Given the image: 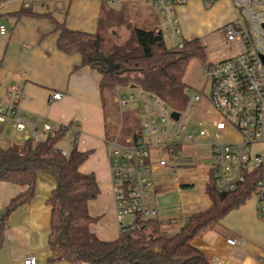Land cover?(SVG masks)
Segmentation results:
<instances>
[{"label": "crops", "instance_id": "1", "mask_svg": "<svg viewBox=\"0 0 264 264\" xmlns=\"http://www.w3.org/2000/svg\"><path fill=\"white\" fill-rule=\"evenodd\" d=\"M214 1L206 5L203 0H189L175 7L181 41L185 40V7L188 4L211 7ZM214 4L229 7L227 14L222 15L221 26L234 19L230 0H217ZM109 6L103 0H31L28 5L21 0L6 2L0 11V20L9 29L7 34H0V102H9L11 90H19L16 102L27 125L26 132H20L12 123L0 121V144L4 147L20 145L33 130L43 138L48 133L43 127L45 121L52 129L70 125L66 135L69 146L64 145V150L69 152L75 144L79 150L89 152L80 170L93 172L100 188L99 194L88 202L89 213L95 219L90 229L99 238L112 241L119 238L121 232L108 159L110 124L101 87L102 74L91 65H83L81 54H67L57 46L60 35L57 23L96 33L99 20ZM142 6L156 23L157 10ZM22 10L26 13L19 15ZM193 38L196 37L189 39ZM55 92L64 95L55 99ZM211 125L215 132V126ZM213 140H196L195 144L184 145L174 171L156 166L152 190L163 234H176L193 213L212 204L206 186L210 180ZM193 146L201 149L200 157L190 150ZM56 187L57 176L53 171L37 172L35 196L17 207L7 220L4 239L0 241V264H24L29 254L35 255L39 264H71L68 260L48 261L53 253L49 242L53 209L49 199ZM26 190L27 186L0 180V212L12 198ZM260 202V197L253 195L197 236L193 245L214 264H264V218L260 216ZM228 238L239 242L232 245Z\"/></svg>", "mask_w": 264, "mask_h": 264}, {"label": "trees", "instance_id": "2", "mask_svg": "<svg viewBox=\"0 0 264 264\" xmlns=\"http://www.w3.org/2000/svg\"><path fill=\"white\" fill-rule=\"evenodd\" d=\"M105 2L110 6L103 12L96 33L57 23L60 29L58 48L67 54H81L83 65L98 69L102 74L103 93L105 88L115 85L129 91L138 87L155 92L173 109L184 108L185 92L189 88L185 76L192 60L197 59L203 64L207 62L205 44L196 37L183 40L182 46L169 45L164 29L143 27L129 20V2H123L119 7ZM23 13L26 10L18 14ZM116 25L125 26L129 36L122 42H104L102 33ZM100 51L111 60L114 68L101 63L98 58ZM127 119L131 122L129 115ZM136 125L139 127V124ZM70 129V125L51 128L37 143L33 137H28L20 145L4 147L0 144V180L27 186L23 194L12 198L0 212V241L4 239L11 213L35 196L37 172L48 169L57 176V187L49 199L53 209L49 238L53 253L49 262L214 264L193 245V240L231 210L243 205L253 195H258V182L264 176L263 164L261 168L248 173L245 181L234 190L221 192L216 186L214 174L210 172L206 191L212 204L193 213L179 232L165 235L157 217L138 215L134 219V229L121 233L116 240L107 241L90 229L95 219L89 213L88 202L99 194L100 188L93 172L80 170L89 152L79 150L74 144L66 155L62 153L64 149L60 144ZM129 130L128 127L126 132Z\"/></svg>", "mask_w": 264, "mask_h": 264}, {"label": "built area", "instance_id": "3", "mask_svg": "<svg viewBox=\"0 0 264 264\" xmlns=\"http://www.w3.org/2000/svg\"><path fill=\"white\" fill-rule=\"evenodd\" d=\"M9 0H0V11ZM26 5L31 0H21ZM105 1V0H103ZM113 4L149 5L158 12L156 30L164 29L168 39L175 46H182L179 39V21L175 7L189 0H106ZM210 5L214 0H203ZM235 17L220 27L224 41L240 45L235 54L202 65V75L210 83L209 103L220 116L213 118L215 137L211 146V172L219 191L234 190L245 181L248 173L264 164V151L253 153L255 144L264 143V0H230ZM9 31L6 23L0 20V34ZM135 89H138L136 87ZM9 102H0V121L12 123L20 132H26L27 120L19 114L16 98L20 91L10 92ZM188 107H193L202 99L199 91L189 87ZM62 92H55L53 98L61 99ZM115 100L120 115L126 106L138 109L141 115L140 131L134 122V113H129V132L124 134V123L111 119L110 134L107 138L108 159L117 222L121 233L134 229V219L140 215L156 218L158 208L152 186L156 166L169 171L175 170L178 156L185 145L195 144V133L185 123V110H177L175 118L171 108L155 92L139 89L138 92L115 88ZM187 107V108H188ZM200 136H207L204 123L199 121ZM43 127L52 128L48 121ZM232 128L238 137L228 140L225 133ZM37 143L41 138L33 130L27 135ZM67 154L65 150L62 151ZM261 212L264 215V176L258 182ZM235 245L239 240L228 238ZM24 264H39L33 254H29Z\"/></svg>", "mask_w": 264, "mask_h": 264}, {"label": "rangeland", "instance_id": "4", "mask_svg": "<svg viewBox=\"0 0 264 264\" xmlns=\"http://www.w3.org/2000/svg\"><path fill=\"white\" fill-rule=\"evenodd\" d=\"M217 0L214 1L216 3ZM213 5L211 7H206L200 4H188L185 7V40L190 37H198L206 46V56L208 61H216L221 57L234 54L238 45L229 44L224 41L223 34L219 31L221 27L222 15L227 14L229 11L228 5ZM234 16V13L231 14ZM129 20L137 23L140 26L155 29V20L149 17V11L143 9L142 4H129ZM148 18L150 21L144 22V19ZM181 28V26H180ZM105 41L111 42H122L129 36V31L125 26H113L102 33ZM168 37V35H167ZM167 43L172 45L169 39ZM202 65L203 63L197 59L191 61L189 68L185 76V82L188 87L196 89L200 92L202 99L197 102L193 107H188L189 98L185 92V107L182 108L186 111L185 123L189 126L191 132L195 133L196 140L199 142H206L210 139H214L215 132L213 131V126L211 125V120L213 118L220 117L209 104V94H210V83L202 75ZM115 85L109 89L105 88L104 98H105V109L107 116L113 125V121L116 123L123 122L124 129L123 133L126 134V129L129 127L130 120L128 121V115L134 113V122L139 124L141 122V115L138 109L132 108L131 106H126L124 109V115H120L118 106L115 100ZM125 91V88H122ZM139 89H134L133 91L138 92ZM188 107V108H187ZM181 109V110H182ZM199 121L204 123L205 128L210 132L209 138L207 136H200L198 131L200 129ZM126 132V133H125ZM225 137L228 140L235 139L238 134L232 129L228 128L225 133ZM67 143V144H66ZM66 145L69 146V138L66 137L62 143L61 147ZM65 146V147H66ZM64 149V147H63ZM197 153V157H200V148L190 149ZM264 151V143L255 144L252 148L253 153H262ZM211 160V158H210ZM185 173V171L181 170ZM179 171V173L181 172ZM194 172V171H191ZM264 218V215H260Z\"/></svg>", "mask_w": 264, "mask_h": 264}, {"label": "water", "instance_id": "5", "mask_svg": "<svg viewBox=\"0 0 264 264\" xmlns=\"http://www.w3.org/2000/svg\"><path fill=\"white\" fill-rule=\"evenodd\" d=\"M98 58L100 59L102 64H107L108 67H113V68L115 67V65L111 62V60L109 58L105 57L101 51L98 53ZM263 60H264V57H263ZM172 115L175 118H178L179 112L177 110H174L172 112Z\"/></svg>", "mask_w": 264, "mask_h": 264}]
</instances>
